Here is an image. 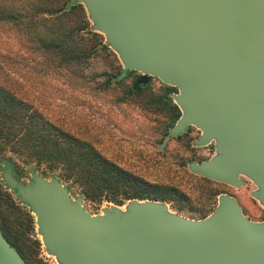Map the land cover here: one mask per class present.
Returning a JSON list of instances; mask_svg holds the SVG:
<instances>
[{"label":"water","instance_id":"water-1","mask_svg":"<svg viewBox=\"0 0 264 264\" xmlns=\"http://www.w3.org/2000/svg\"><path fill=\"white\" fill-rule=\"evenodd\" d=\"M82 4L90 29L101 34L122 65L176 88L180 116L159 148L190 126L192 144L214 153L188 164L190 173L240 187L264 208V0H70ZM2 181L35 216L37 233L58 264H264V220L253 221L229 194L214 210L190 219L166 202L128 200L100 214L56 174L29 169ZM0 264H26L0 230Z\"/></svg>","mask_w":264,"mask_h":264},{"label":"trees","instance_id":"trees-1","mask_svg":"<svg viewBox=\"0 0 264 264\" xmlns=\"http://www.w3.org/2000/svg\"><path fill=\"white\" fill-rule=\"evenodd\" d=\"M69 1L0 0V153L8 151L34 163L45 176L56 174L86 202L121 206L128 200L148 199L167 202L181 212L177 197L182 201L184 194L174 186L144 178L140 170L123 167L112 152L111 141L104 144V134L93 132L92 122L82 123L78 106L69 110L74 123L55 112L53 92L58 91L60 79L72 96L85 87L107 92L135 72L118 78L122 71L119 59L104 44L103 36L90 29L83 5L69 6ZM133 83L122 87L125 96H136L148 88L138 85L134 89ZM171 90L176 88L167 85L162 95L148 98L150 105L165 110L167 121L160 142L180 116ZM15 208L0 183L1 233L30 264L29 244L19 232L25 227L11 220Z\"/></svg>","mask_w":264,"mask_h":264},{"label":"rangeland","instance_id":"rangeland-1","mask_svg":"<svg viewBox=\"0 0 264 264\" xmlns=\"http://www.w3.org/2000/svg\"><path fill=\"white\" fill-rule=\"evenodd\" d=\"M114 55L116 56L115 53ZM138 74L135 71L122 84L112 85L107 92L96 93L85 87L77 89L72 96L64 80L60 79L56 84L58 91H52L55 99L53 108L55 112L64 114L69 123H74L75 120L72 119L75 117L69 114V110L73 105L78 106L82 123L92 122L93 132L104 134V144L107 140L111 141L112 152L116 153V158L123 167L134 172L140 170L142 176L150 181L176 187L177 191L184 194L182 201L177 197V206H181L183 210L177 212L166 202L172 212L190 219H201L202 214L209 215L214 210L218 195L226 193L235 198L247 218L253 221L264 220V208L250 195L254 188L250 181L246 180L240 187H231L214 181H204L190 173L188 164L191 161L205 160L214 153L213 143L205 147L192 146V142L200 135L197 128L191 126L188 134L179 139H171L163 148H159L167 119L165 110L150 105L148 98L162 95L167 85L156 77H150L145 92L136 96H125L122 87H130ZM176 92L177 90H171L170 96ZM0 154L14 161L24 173L35 166L11 152ZM35 171L40 172L36 169ZM45 177L48 178L49 175ZM0 183L1 189L11 195L16 205L11 220L25 227V230L19 232H23L22 239L29 244L30 264H58L53 256L46 253L31 210L22 205L1 180ZM77 192L73 188L72 196ZM126 203L127 201L120 207L123 208ZM106 205L116 204L85 201V208L91 214H100Z\"/></svg>","mask_w":264,"mask_h":264},{"label":"flooded vegetation","instance_id":"flooded-vegetation-1","mask_svg":"<svg viewBox=\"0 0 264 264\" xmlns=\"http://www.w3.org/2000/svg\"><path fill=\"white\" fill-rule=\"evenodd\" d=\"M138 76H139V74L136 77H138ZM191 128L192 127L190 126L184 134L178 136L177 138L183 137L184 135L188 134L190 132ZM192 146H193V144H192ZM5 167H10L13 171L14 177L17 179H28L29 178V169L30 168L28 169V172L24 173V172H22V170L17 166V164L14 161L10 160L7 156H4V154H0V180L4 186H5V184L2 181L1 173H2V169Z\"/></svg>","mask_w":264,"mask_h":264}]
</instances>
